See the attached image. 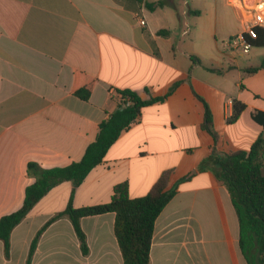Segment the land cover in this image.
I'll return each instance as SVG.
<instances>
[{
	"label": "crops",
	"instance_id": "obj_1",
	"mask_svg": "<svg viewBox=\"0 0 264 264\" xmlns=\"http://www.w3.org/2000/svg\"><path fill=\"white\" fill-rule=\"evenodd\" d=\"M159 1L149 10L134 0H0V218L23 205L34 182L28 162L50 169L82 159L117 110L119 91L166 97L142 110L79 187L61 183L34 206L11 232L8 258L0 241V264H26L37 232L70 200L105 204L122 183L140 198L165 172L168 189L193 176L155 222L150 264H247L230 196L210 166H199L213 151H248L264 135L254 118L264 114V68L248 73L261 65L256 57L223 46L245 30L241 0H226L210 25L194 22L201 13L188 0H145ZM252 48L264 59V47ZM75 71L95 79L88 101L72 93ZM196 95L210 108L217 141L203 128ZM234 100L246 108L228 123ZM114 223V213L81 220L85 256L71 221L58 219L31 264H124Z\"/></svg>",
	"mask_w": 264,
	"mask_h": 264
},
{
	"label": "trees",
	"instance_id": "obj_2",
	"mask_svg": "<svg viewBox=\"0 0 264 264\" xmlns=\"http://www.w3.org/2000/svg\"><path fill=\"white\" fill-rule=\"evenodd\" d=\"M144 4L149 10L162 6V2L147 3L145 0H134ZM160 34L164 31H160ZM256 36L250 40L252 47H264V29L256 28ZM264 68V59L258 68L248 69L255 73ZM95 79L74 72L72 93L83 101L91 97ZM172 91V90H171ZM117 110L99 126L96 140L90 144L80 161L66 167L46 169L36 162H28L27 174L34 182L26 188L23 205L17 211L0 218V241L4 244V254L10 253V236L32 211L34 206L55 186L71 182L74 188L79 187L90 171L98 166L109 148L117 141L121 133L129 129L141 115L142 110L166 97L142 100L133 91H119ZM204 105L203 128L217 141L213 118L204 99L196 95ZM241 102L233 101V113L228 123L235 122L245 110ZM255 120L264 127V114L258 113ZM207 164L214 171L215 177L227 190L239 224V248L247 264H264V135L258 137L248 151H237L221 155L214 151L201 163L199 170ZM193 174L180 179L168 189L169 173L165 172L149 193L140 198H130L128 185L114 187L111 200L105 204L76 208L71 200L64 211L50 219L34 237L26 264H31L38 242L46 228L54 221L68 218L75 230L83 255L89 252L87 238L81 228V220L86 217L115 214L114 233L121 250L124 264H150V252L155 222L163 209L177 194L179 185L190 180ZM74 190L72 191V196Z\"/></svg>",
	"mask_w": 264,
	"mask_h": 264
},
{
	"label": "built area",
	"instance_id": "obj_3",
	"mask_svg": "<svg viewBox=\"0 0 264 264\" xmlns=\"http://www.w3.org/2000/svg\"><path fill=\"white\" fill-rule=\"evenodd\" d=\"M239 7L245 17V30L230 37L223 43L225 49L235 55H248L252 48L250 40L256 36V28H264V0H241ZM141 26H145L144 19H139Z\"/></svg>",
	"mask_w": 264,
	"mask_h": 264
},
{
	"label": "rangeland",
	"instance_id": "obj_4",
	"mask_svg": "<svg viewBox=\"0 0 264 264\" xmlns=\"http://www.w3.org/2000/svg\"><path fill=\"white\" fill-rule=\"evenodd\" d=\"M188 2L190 3V5L193 4L201 13L200 17H196L193 15L191 16L196 17L194 22L210 25L215 20V9L218 8L219 11L223 10L225 8L226 0H188ZM193 5H191V7L195 9ZM228 10L230 12L232 11V9ZM217 39L219 40V37ZM258 55L259 51L256 48H251L249 55H246L245 57H256V64H261L263 61V57H258Z\"/></svg>",
	"mask_w": 264,
	"mask_h": 264
}]
</instances>
